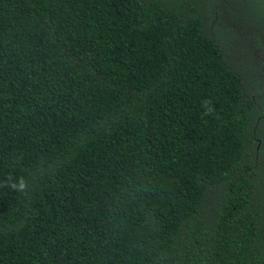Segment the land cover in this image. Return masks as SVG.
I'll return each instance as SVG.
<instances>
[{
    "label": "trees",
    "instance_id": "trees-1",
    "mask_svg": "<svg viewBox=\"0 0 264 264\" xmlns=\"http://www.w3.org/2000/svg\"><path fill=\"white\" fill-rule=\"evenodd\" d=\"M0 264H264V0H0Z\"/></svg>",
    "mask_w": 264,
    "mask_h": 264
},
{
    "label": "clouds",
    "instance_id": "clouds-1",
    "mask_svg": "<svg viewBox=\"0 0 264 264\" xmlns=\"http://www.w3.org/2000/svg\"><path fill=\"white\" fill-rule=\"evenodd\" d=\"M10 187L15 189V190H17V191H19V192H24L26 190V188H27V183L24 180V178L21 177L18 184L17 183H12L10 185Z\"/></svg>",
    "mask_w": 264,
    "mask_h": 264
}]
</instances>
